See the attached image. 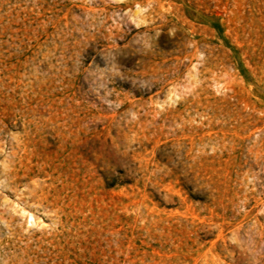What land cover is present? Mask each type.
<instances>
[{"label": "rangeland", "instance_id": "1", "mask_svg": "<svg viewBox=\"0 0 264 264\" xmlns=\"http://www.w3.org/2000/svg\"><path fill=\"white\" fill-rule=\"evenodd\" d=\"M0 264H264V0H0Z\"/></svg>", "mask_w": 264, "mask_h": 264}, {"label": "bare ground", "instance_id": "2", "mask_svg": "<svg viewBox=\"0 0 264 264\" xmlns=\"http://www.w3.org/2000/svg\"><path fill=\"white\" fill-rule=\"evenodd\" d=\"M17 262V261H16ZM13 263V262H12Z\"/></svg>", "mask_w": 264, "mask_h": 264}]
</instances>
